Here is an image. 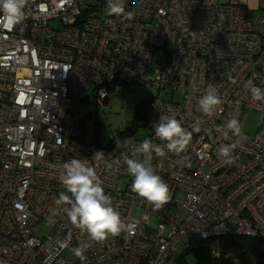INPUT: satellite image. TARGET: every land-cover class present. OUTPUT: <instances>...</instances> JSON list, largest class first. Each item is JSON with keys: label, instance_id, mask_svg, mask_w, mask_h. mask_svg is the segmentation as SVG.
Masks as SVG:
<instances>
[{"label": "built area", "instance_id": "1", "mask_svg": "<svg viewBox=\"0 0 264 264\" xmlns=\"http://www.w3.org/2000/svg\"><path fill=\"white\" fill-rule=\"evenodd\" d=\"M106 9L107 0H27L23 22L0 27V264H176L213 236L264 240V102L245 88L252 80L264 89V10L253 15L218 0H126L125 11L134 13L128 20ZM156 54L160 68H152ZM136 83L158 90L147 103V134L114 131L101 147V103ZM209 84L222 103L205 116L198 100ZM157 102L192 133L185 153L153 154L172 197L160 210L132 192L123 164L130 149L116 147V140L145 138L164 146L153 127ZM245 110L259 115L254 134L242 129V139H225L216 131ZM232 143L229 165L217 151ZM97 150L120 165H97ZM74 158L96 168L128 224L119 236L90 242L83 260L71 248L87 235L55 204L65 191L60 165Z\"/></svg>", "mask_w": 264, "mask_h": 264}, {"label": "clouds", "instance_id": "2", "mask_svg": "<svg viewBox=\"0 0 264 264\" xmlns=\"http://www.w3.org/2000/svg\"><path fill=\"white\" fill-rule=\"evenodd\" d=\"M126 0H107V15L131 20L134 13L125 11ZM27 0H0V27L11 30L25 19ZM245 88L251 93L253 101L264 102V89L253 84L249 80ZM222 103L218 89L214 84H209L204 95L198 100L199 110L205 116H212ZM158 109L160 110L157 102ZM154 133L161 144L154 143L151 139H143L139 144L116 140V147L130 149V155H126L123 164L132 176L131 190L139 198L146 200L154 209L160 210L172 199L168 184L157 174L153 167V154L156 157H165L167 152L179 156L186 152L192 133L187 131L175 113L163 114L160 110L159 120L154 123ZM200 129L197 127L196 131ZM216 131L225 139L231 133L233 136L243 138L240 121L233 116ZM236 144H222L217 155L223 158L225 164L234 162L233 151ZM167 150V151H166ZM97 165L104 162L108 169L114 165L119 166L120 161L105 160V153L97 150L91 157ZM59 181L65 191L60 192L55 200L57 209L66 214L67 220L87 235V241H81L78 246L71 248V252L83 260L85 252L92 246L90 242H104L109 237L119 236L128 231V224L122 219L121 213L113 206V199L105 194L102 181L96 172V168L90 166L88 159H70L63 162L59 169ZM54 210L48 218L50 224L55 223ZM61 247H68V243L61 242Z\"/></svg>", "mask_w": 264, "mask_h": 264}, {"label": "rangeland", "instance_id": "3", "mask_svg": "<svg viewBox=\"0 0 264 264\" xmlns=\"http://www.w3.org/2000/svg\"><path fill=\"white\" fill-rule=\"evenodd\" d=\"M162 60L159 55H155L152 61V68H160ZM152 73V71H151ZM158 90L149 84L136 83L123 87L119 91L111 93L108 99L101 103L98 112V138L101 147L106 146L111 140V134L114 131H123L124 137H127V130L137 127L133 134L136 136H144L147 129L143 127L142 121L134 120L135 106L149 98L156 96ZM259 115L253 110H245L240 117L242 129L252 135L258 128ZM135 215H140L139 210L134 211ZM42 233L41 230L38 231ZM65 259L71 260L70 252L65 253ZM188 262L192 264L194 259L191 255L187 257Z\"/></svg>", "mask_w": 264, "mask_h": 264}, {"label": "trees", "instance_id": "4", "mask_svg": "<svg viewBox=\"0 0 264 264\" xmlns=\"http://www.w3.org/2000/svg\"><path fill=\"white\" fill-rule=\"evenodd\" d=\"M148 101L135 106V121L145 120ZM136 128H130L127 134H133ZM189 255L194 259L192 264H264V240L234 234L213 236L203 240L196 248L180 253L176 264H190Z\"/></svg>", "mask_w": 264, "mask_h": 264}, {"label": "crops", "instance_id": "5", "mask_svg": "<svg viewBox=\"0 0 264 264\" xmlns=\"http://www.w3.org/2000/svg\"><path fill=\"white\" fill-rule=\"evenodd\" d=\"M222 3L243 5L249 14L258 15L264 10V0H218Z\"/></svg>", "mask_w": 264, "mask_h": 264}]
</instances>
